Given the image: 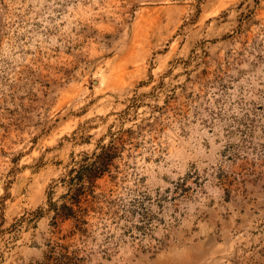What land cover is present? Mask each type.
<instances>
[{
	"label": "rangeland",
	"instance_id": "obj_1",
	"mask_svg": "<svg viewBox=\"0 0 264 264\" xmlns=\"http://www.w3.org/2000/svg\"><path fill=\"white\" fill-rule=\"evenodd\" d=\"M0 264H264V0H0Z\"/></svg>",
	"mask_w": 264,
	"mask_h": 264
},
{
	"label": "trees",
	"instance_id": "obj_2",
	"mask_svg": "<svg viewBox=\"0 0 264 264\" xmlns=\"http://www.w3.org/2000/svg\"><path fill=\"white\" fill-rule=\"evenodd\" d=\"M103 155L99 168L93 169L89 161L78 162L77 164L81 163L79 167L72 168L66 175L54 181L49 187L47 212L54 213L55 219L72 220L73 233L87 231V229L83 230L82 228V225L87 223L84 217L89 210L88 206H84V203L89 202L91 197H94V193L90 188L95 186L97 180L103 178L107 171L108 161L106 154ZM85 182H88L89 185L86 186ZM58 186L66 189V193L61 196V203L54 201L53 197ZM42 211L43 209L40 208L39 212L41 213Z\"/></svg>",
	"mask_w": 264,
	"mask_h": 264
}]
</instances>
